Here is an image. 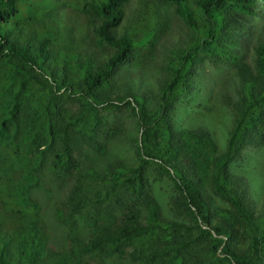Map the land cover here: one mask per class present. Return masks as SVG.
<instances>
[{
  "label": "trees",
  "instance_id": "16d2710c",
  "mask_svg": "<svg viewBox=\"0 0 264 264\" xmlns=\"http://www.w3.org/2000/svg\"><path fill=\"white\" fill-rule=\"evenodd\" d=\"M135 1L0 0V264H264V0Z\"/></svg>",
  "mask_w": 264,
  "mask_h": 264
},
{
  "label": "rangeland",
  "instance_id": "374dc122",
  "mask_svg": "<svg viewBox=\"0 0 264 264\" xmlns=\"http://www.w3.org/2000/svg\"><path fill=\"white\" fill-rule=\"evenodd\" d=\"M137 3L138 0L132 3V10L136 7ZM11 154V148H8L7 146L3 147L2 152L0 153V163L7 161ZM260 156H264V153H261ZM2 182L3 179L0 178V186ZM66 192L67 187L62 188V190H56V186L50 181L43 182L42 188L40 190H34L32 192L33 199L41 205L42 215L48 225V243L51 245V248L60 251L68 249V247L71 245V240L66 234L67 232L64 229L63 223L57 222L53 214L55 212V208L64 201ZM13 224L14 219L11 221L7 220L5 222V227L12 231L11 227Z\"/></svg>",
  "mask_w": 264,
  "mask_h": 264
}]
</instances>
